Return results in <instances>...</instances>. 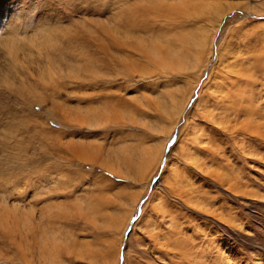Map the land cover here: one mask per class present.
<instances>
[{
    "label": "rangeland",
    "instance_id": "rangeland-1",
    "mask_svg": "<svg viewBox=\"0 0 264 264\" xmlns=\"http://www.w3.org/2000/svg\"><path fill=\"white\" fill-rule=\"evenodd\" d=\"M2 39L0 264L264 261V0H0Z\"/></svg>",
    "mask_w": 264,
    "mask_h": 264
},
{
    "label": "bare ground",
    "instance_id": "bare-ground-1",
    "mask_svg": "<svg viewBox=\"0 0 264 264\" xmlns=\"http://www.w3.org/2000/svg\"><path fill=\"white\" fill-rule=\"evenodd\" d=\"M182 2H184V1H182ZM163 5V4H162ZM169 6H170V4H169ZM187 7V6H186ZM162 8V7H161ZM160 8V9H161ZM157 9V8H156ZM166 9H167V7H166ZM171 9V8H170ZM158 10V9H157ZM163 10H164V8H163ZM204 10V9H203ZM153 11H154V9H153ZM175 11H176V13H178V14H180V12H178L176 9H175ZM183 11V10H182ZM165 12V11H164ZM185 13V11L183 12V14ZM131 16H133L132 17V19L131 18H129V25L130 26H136V27H139L140 29L141 28H143V26H149V24L148 23H140L139 25H138V23L136 22V20H135V15H131ZM127 17V16H126ZM163 17V16H162ZM151 24V23H150ZM151 26V25H150ZM152 27V26H151ZM138 29V28H137ZM144 29V28H143ZM150 29V28H149ZM116 30H117V27H116ZM51 31V30H50ZM49 31V32H50ZM116 34V33H115ZM36 36V35H35ZM115 37V36H114ZM36 38V37H35ZM185 38V37H184ZM4 39H2L1 40V44H2V41H3ZM207 40V39H206ZM7 41V40H6ZM5 41V42H6ZM183 41V40H182ZM5 42H3L4 44H5ZM7 43V42H6ZM16 43V42H15ZM29 43V42H28ZM185 43V42H184ZM1 44H0V46H1ZM178 44V43H177ZM12 45V44H11ZM10 45V46H11ZM15 45V44H14ZM13 45V46H14ZM186 45V44H185ZM2 46H3V44H2ZM9 46V45H8ZM28 46V45H27ZM4 47H5V45H4ZM3 47V48H4ZM4 49H6L7 50V48L5 47ZM14 49H15V47H14ZM17 49V48H16ZM9 51H11V50H9ZM8 51V52H9ZM7 52V51H6ZM17 52V51H16ZM13 54V53H12ZM15 58V57H14ZM173 58V57H172ZM171 64V63H170ZM164 69V68H163ZM165 69H167V68H165ZM256 69H258L259 71H260V69L259 68H257V66H256ZM261 72V71H260ZM243 81V80H242ZM254 82H256V81H253V78H245V85H244V88H242V87H239L240 85H238V88H237V90H238V92H245V95L246 94H248V96H247V99H248V101H247V103L249 102L250 103V107H251V105H254V104H252V100H251V96H252V91L251 90H249V87H251L252 85L251 84H253L254 85ZM216 85V84H215ZM231 88V87H230ZM242 89V90H241ZM213 90V89H212ZM218 90H219V88H218ZM223 92V89H221V93ZM238 92H236V93H233V94H236V95H234V98L232 97V99L230 100V103H231V105H233V108L232 107H227L226 109H229V110H232V112H231V114H230V117L233 115V114H235V113H237L239 110H240V107H241V110H243L244 109V113L246 114V117L248 118V117H250V116H252V120H253V124H251V125H253V127H250V133L251 134H256L257 136H258V138H260V140L262 141V144H264V129L263 130H261L262 128H264V125L261 123V120L262 119H264V108H263V112L260 110V109H258V110H255V108L254 109H250V108H246V107H243V109H242V104H241V101L243 100V97L242 96H240L239 94H238ZM23 93V92H22ZM21 93V94H22ZM23 95V94H22ZM172 95V94H171ZM254 96V95H253ZM240 97H242V98H240ZM187 102V101H186ZM185 102V103H186ZM199 103H201V100L199 101ZM202 103H203V100H202ZM218 104V103H217ZM248 105V104H247ZM34 107H35V105H34ZM166 107H167V105H166ZM165 107V108H166ZM186 107V106H185ZM239 107V108H238ZM248 107V106H247ZM1 109V108H0ZM64 109V108H63ZM178 109H179V111L177 112V117L179 116V115H181L182 114V109H183V105H180L179 107H178ZM185 109V108H184ZM199 109V108H198ZM225 109V108H224ZM247 109V110H246ZM165 110V109H164ZM221 110V109H220ZM258 116V118H255V117H257ZM180 117V116H179ZM216 117H218V114L216 115ZM229 117V118H230ZM260 117H262L261 119H259ZM216 119V118H215ZM218 122H219V120H217ZM216 121V122H217ZM223 121V119L221 120L220 119V123ZM248 121H250V119L248 120ZM257 122V125H255V123ZM173 131V130H172ZM262 131V132H261ZM170 133H171V130H169L168 132H167V135H170ZM242 144V143H241ZM243 147H245L244 146V144H242V149H243ZM145 148V147H144ZM148 148V147H147ZM247 148H250L251 149V147H247ZM261 148V147H260ZM264 148V147H263ZM146 150V149H145ZM149 150H150V148H149ZM149 150H146V152L145 153H143V154H146V153H148L147 154V156H142V159H146V158H148V156H152L151 154V152L149 151ZM96 151V150H95ZM164 151H165V149H164ZM186 151V150H185ZM184 151V152H185ZM93 152V151H92ZM161 153V155L163 154L162 152H160ZM264 153V152H263ZM97 154V153H96ZM88 155V154H87ZM87 155H83L85 158H86V156ZM186 155V154H185ZM262 155H264V154H262ZM82 156V157H83ZM88 157V156H87ZM196 158V157H195ZM88 159H89V157H88ZM156 159H155V157H154V162H155V164L157 165V162L160 160L159 159V156H158V159L155 161ZM126 161V160H125ZM160 162V161H159ZM153 163V162H152ZM103 164V163H102ZM127 165H128V167L132 170V169H134V168H136V167H138L139 165H137L138 163H133V162H130V161H128L127 163H126ZM105 165V164H104ZM108 165V164H107ZM156 165H155V167H156ZM106 166V165H105ZM154 167V166H153ZM22 168V167H21ZM109 168H111V167H109ZM155 169V168H154ZM111 170H113V168L111 169ZM169 170H170V168H169ZM114 171V170H113ZM116 171V170H115ZM114 171V172H115ZM117 172V171H116ZM118 172H119V170H118ZM120 173V172H119ZM118 174V173H117ZM119 175V174H118ZM123 174H121V176H122ZM123 177H125V176H123ZM0 212H5V213H7V211H8V207L9 206H7V203H6V195H5V193H6V191L8 192V189H7V187H6V185L5 184H2V186H0ZM117 198H118V196H116ZM121 196H119V198H120ZM139 198V197H138ZM138 200V199H137ZM156 204V203H155ZM161 206V205H160ZM161 208V207H160ZM134 211V210H133ZM130 212V211H129ZM5 213H0V217H4V215H5ZM131 214H133V212L131 213ZM144 215V214H143ZM127 220V219H126ZM124 221V220H123ZM124 222H126V221H124ZM128 223H129V221H128ZM123 224V223H122ZM125 231V230H124ZM254 251V250H253ZM203 253V252H202ZM218 258V257H217ZM219 259V258H218ZM224 259V258H223ZM262 259V258H261ZM225 261H226V259H225ZM221 262V261H220ZM227 262H229V261H227ZM222 263H224V262H222ZM203 264V263H202ZM229 264V263H228ZM260 264H264V261H263V259L262 260H260Z\"/></svg>",
    "mask_w": 264,
    "mask_h": 264
},
{
    "label": "water",
    "instance_id": "water-1",
    "mask_svg": "<svg viewBox=\"0 0 264 264\" xmlns=\"http://www.w3.org/2000/svg\"><path fill=\"white\" fill-rule=\"evenodd\" d=\"M173 144V140L168 143L167 148H169Z\"/></svg>",
    "mask_w": 264,
    "mask_h": 264
}]
</instances>
